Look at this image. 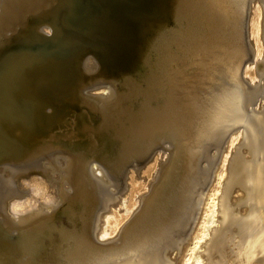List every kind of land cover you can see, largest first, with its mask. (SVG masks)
<instances>
[{"label":"bare ground","instance_id":"bare-ground-1","mask_svg":"<svg viewBox=\"0 0 264 264\" xmlns=\"http://www.w3.org/2000/svg\"><path fill=\"white\" fill-rule=\"evenodd\" d=\"M248 3L0 0V264H264Z\"/></svg>","mask_w":264,"mask_h":264},{"label":"rangeland","instance_id":"rangeland-1","mask_svg":"<svg viewBox=\"0 0 264 264\" xmlns=\"http://www.w3.org/2000/svg\"><path fill=\"white\" fill-rule=\"evenodd\" d=\"M262 1H264V0H249V3H248V9H249V13H251L253 10H254V8L256 7V4H261L262 6H261V16H262V18H264V2H262ZM264 20V19H263ZM249 35H250V33H249ZM250 39H251V44H252V46H253V48H252V52L250 53V55H249V57H248V59L249 60H261V63H262V65L261 64H259V66L261 67H263L264 66V51L262 52V54L260 55V58H258L259 57V55H256V50H255V40H254V38L252 39V37L250 36ZM254 44V45H253ZM87 55H91V54H87ZM255 55V56H254ZM258 56V57H257ZM253 57V58H252ZM256 57V58H255ZM248 60V61H249ZM259 63H260V61H259ZM249 79H250V77H249ZM258 80V79H257ZM101 82V81H100ZM255 85H254V84ZM260 83V84H259ZM251 84V85H250ZM250 84H249V86H247L248 88V90L247 91H245V94H244V97H243V100H244V102H243V105H244V103H245V105H244V108H245V110H249L250 111V109H258L259 108V106L260 105H262V103H264V80H260V82H258L257 81V83L255 82V81H250ZM259 84V85H258ZM89 88V90H90V92L91 93H93V94H96V93H98V92H100V89L99 88H97V84H96V81L95 82H92V83H89L88 85H87ZM86 86V87H87ZM252 86H254V87H252ZM257 86V87H256ZM260 87H262V89L260 88ZM254 88V89H253ZM259 88V89H258ZM258 89V90H257ZM253 90H257V92H258V95H256L257 94V92L255 93V91H253ZM259 90H260V93H259ZM262 90V91H261ZM263 92V93H262ZM246 93H247V95H246ZM263 94V96L262 95H259V94ZM254 94V95H253ZM249 95V96H248ZM256 95V96H255ZM254 98H253V97ZM247 97V98H246ZM252 97V99L250 100V98ZM257 97V98H256ZM258 97H259V99H258ZM262 97V98H261ZM256 99V100H255ZM248 100H249V102H248ZM252 101V102H251ZM258 103H257V102ZM253 104H255L256 106H255V108H254V105ZM258 104V105H257ZM248 108H246V107ZM250 106H252L251 108H249ZM257 107V108H256ZM166 152V151H165ZM165 152H163L164 154H165ZM58 153V152H57ZM58 154H60V153H58ZM150 154H152V153H150ZM149 154V156L147 157L148 159L150 158V155ZM167 154V153H166ZM165 154V155H166ZM41 159L42 160H37L36 161V163H32V164H37V165H39V166H34V167H29V169L27 168V170H25V171H27V172H25L24 171V173L22 174V176H24L25 175V173H28V175L29 176H33L34 175V173H35V176H41V177H43L44 175V179L45 178H49L50 179V177H49V175H48V171H47V169L48 170H51L50 168H49V165H50V163H52V159L50 160V159H48V158H43V157H41ZM148 159H146V160H148ZM205 159H206V157H205ZM59 161H60V159H58ZM209 160H211V158L209 159ZM39 161H42V162H40L39 163ZM38 162V163H37ZM205 162H207L206 160H203L202 161V167L204 168V167H206V165L208 164V162H207V164L205 163ZM142 164H145V162L143 163H141L140 165H142ZM44 165H45V167H44ZM209 165V164H208ZM207 165V166H208ZM44 168H43V167ZM128 168L129 169H132V168H130V166H128ZM43 169V170H42ZM142 169V168H141ZM140 169V170H141ZM46 170V171H45ZM206 170V169H205ZM205 170H203V173L204 174H206V172L207 171H205ZM36 171V172H35ZM31 172V173H30ZM37 173H39V174H37ZM95 173H99L98 171L97 172H95ZM142 173L143 172H141V175H142ZM208 173V172H207ZM37 174V175H36ZM41 174V175H40ZM44 174V175H43ZM48 176H47V175ZM100 176H101V174H99ZM130 176V173H127V174H124V176H123V178L122 179H124V177H125V179L122 181V179L120 180V184L118 185L119 187H120V185H122L121 187H123L124 185H125V183L127 184V183H129L130 182V179L128 178ZM204 176V175H203ZM28 177V176H27ZM23 178V177H22ZM21 178V179H22ZM52 180V179H51ZM122 181V182H121ZM124 182V184H122ZM102 183L103 184H105V186H103V187H105V190L107 191V193H108V189L110 188V187H107V182H105V181H102ZM49 184H50V182H49ZM112 189H114V187H111ZM124 190H126V187H124L123 188ZM124 190H122L121 191V193H118V195L120 194V196H118L119 198H117V199H119V200H115L116 202V204L115 205H117V207H119V206H121V203H120V200H121V198H122V196H123V194H124V192H125V195H126V191H124ZM123 193V194H122ZM118 202V203H117ZM100 207H102V206H100ZM101 208H99V210H100ZM103 210V212H104V209H102ZM101 211V210H100ZM106 213V212H105ZM104 213V214H105ZM103 214V215H104ZM182 236V235H181ZM183 237V236H182ZM183 244V241L180 243V246H179V248L181 247V246H183L182 245ZM177 250H174V252H172L171 254H172V257H176V254L174 255V253L176 252Z\"/></svg>","mask_w":264,"mask_h":264},{"label":"water","instance_id":"water-1","mask_svg":"<svg viewBox=\"0 0 264 264\" xmlns=\"http://www.w3.org/2000/svg\"><path fill=\"white\" fill-rule=\"evenodd\" d=\"M89 54H92V53H89ZM89 87L87 86L84 90H87ZM156 147H157V145H156ZM154 149H155V147H154ZM94 161H97L96 159H92V162H94ZM65 203V202H64ZM63 203V204H64ZM63 204H61L58 208H57V210L56 211H58V209H60V207H62V205ZM15 230H17V229H14L13 231H15Z\"/></svg>","mask_w":264,"mask_h":264}]
</instances>
